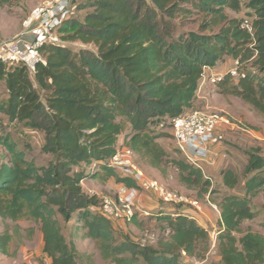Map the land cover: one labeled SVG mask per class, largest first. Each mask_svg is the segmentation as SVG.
<instances>
[{"label": "trees", "instance_id": "1", "mask_svg": "<svg viewBox=\"0 0 264 264\" xmlns=\"http://www.w3.org/2000/svg\"><path fill=\"white\" fill-rule=\"evenodd\" d=\"M79 2L58 29L61 42L41 47L43 61L34 79L24 63L0 60V79L9 91L0 111L10 122L44 132L42 150L53 157L38 165L8 132L0 133V145L8 153L0 162V218L40 224L48 264H84L76 244L80 237L96 240L109 264H193L184 258L202 256L209 248V229L184 213L163 212L157 220L170 231L157 246L128 234L119 238L114 220L99 208L102 199L89 194L83 181L114 178L140 188L136 179L109 165L124 136L125 146L152 167L171 163L180 180L197 189L199 196L210 192L211 181L201 169L184 156L169 158L159 141L164 135L155 127L171 126L173 118L194 109L205 68L216 66L226 55L242 63L252 61L262 74L256 78L243 73L232 92L264 115V0L246 3L249 19L227 12L240 11L242 0H92L78 6ZM76 6L92 11L78 19ZM195 14L203 15L199 28L180 30ZM245 20L252 30L243 26ZM69 42L92 44L95 50H75ZM243 175L245 195L229 194L217 204L222 264H264V235L241 227L256 216L252 198L264 192V155L258 150L249 154ZM222 176L229 189L241 183L233 169ZM133 218V224L140 225ZM71 220L75 231L68 240L62 221ZM12 241L13 234L0 233L3 255L13 254Z\"/></svg>", "mask_w": 264, "mask_h": 264}, {"label": "rangeland", "instance_id": "2", "mask_svg": "<svg viewBox=\"0 0 264 264\" xmlns=\"http://www.w3.org/2000/svg\"><path fill=\"white\" fill-rule=\"evenodd\" d=\"M44 1L46 0H8L0 4V46L18 37L23 30L24 21ZM87 1L92 0H80L77 5L79 6ZM242 1L243 6L240 11L227 10L231 17L249 19L251 10L246 6L249 0ZM89 11H92V8L79 9L78 7L75 17L83 20L85 14ZM202 19L203 15L201 14L190 16L184 22L186 25L182 26L180 30H197ZM67 45L75 50L82 48L95 50L94 45L81 42H69ZM233 66L239 67V74L236 77L228 73ZM204 71L206 73V68ZM214 71H223L226 74L224 78L226 80L223 84L205 82L201 86L202 88L200 87L199 94L204 95V90H206L207 96H201L202 100H196L193 105V110L221 114L229 121L219 124L214 133L215 146L210 148L211 152H206L203 161L200 160L205 178L211 181V191L199 196L197 189L188 187L180 180L178 169L171 163L164 164L161 168H155L140 155L134 153L132 159L136 163L137 169L142 171L145 181H155L164 186L173 194V200L163 201L159 192L153 191L145 181L138 182L140 188L135 192L132 208L140 225L133 224L132 220L134 218L128 219L130 217L123 212L122 215L120 214L117 217H110L117 226L116 233L119 238L128 234L137 241L155 246L160 241L167 239L170 231L168 224H163L157 220L159 213L170 212L174 215L184 213L192 217L199 224L209 229L210 235L214 236L209 248L202 252V256H185L184 261L193 264H222L217 246V235L220 231V210L217 204L229 194L245 195L243 173L249 160V154L253 150H258L264 155V115L242 97L236 95L235 90L234 93L232 92L234 89L232 87H237L238 77L243 73H250L256 78L262 77V74L252 65V61L242 63L231 55H226L222 61L218 62L216 70L211 72ZM211 72H208L207 77ZM31 76L34 79L33 73H31ZM259 81L257 79V82ZM34 83L43 94L35 80ZM8 98L9 91L6 81L0 79V104H6ZM155 129L158 133L164 135L159 138V141L167 150L170 159L183 158V156L187 159L186 155L181 152L183 151L182 148L173 137L170 124L168 126H156ZM3 131L8 132L16 141L18 147L25 149L28 158L38 165L46 164L53 159L50 154H46L42 150L45 143L44 132L33 129L22 122H10L9 118L0 111V133ZM119 145L121 151L126 148L124 136L120 138ZM187 149L188 155L192 158L189 160L192 161L194 156L190 143ZM7 157V151L0 145V162L7 159ZM189 160L187 159L188 162H190ZM227 169H233L241 177V183L236 189H229L224 185L222 172ZM120 185L122 184L114 178L106 180L89 179L85 181L84 187L89 194L96 193L103 199L105 196H114ZM197 200L199 202H194ZM252 208L256 216L253 219L245 220L241 226L242 230L244 232L249 230L259 232L264 235V192H260L252 198ZM74 223L73 220L69 222L62 221L63 231L68 240H72L74 236ZM5 231L13 234V241L10 245V252L13 254L5 256L0 252V264L49 263L44 253V241L40 224L25 219L13 222L11 220L4 221L0 218V233ZM76 240L84 264H109V261L102 258L96 240L83 237Z\"/></svg>", "mask_w": 264, "mask_h": 264}, {"label": "built area", "instance_id": "3", "mask_svg": "<svg viewBox=\"0 0 264 264\" xmlns=\"http://www.w3.org/2000/svg\"><path fill=\"white\" fill-rule=\"evenodd\" d=\"M77 0H46L39 7L35 8L31 15L24 21L21 33L14 40L0 46V60L6 64L17 62L24 63L30 72H34L37 64L43 61L41 47L48 42L60 43L58 34L59 27L72 16ZM243 25L252 30L250 23L245 20ZM239 63V61H238ZM236 63V64H238ZM240 65V63H239ZM228 73L236 77L239 74V67H232ZM226 77L223 71L211 72L208 77L204 72L203 78L209 79L216 84ZM221 122H229L221 114L207 113L204 111L192 110L171 120L172 134L174 139L182 148L187 159L192 158L188 155V144L193 151L192 162L196 167L204 172L200 160H204L206 152H211L214 133ZM213 148V147H212ZM188 150V149H187ZM134 152L130 148L119 151L111 160L109 165L114 167L123 175L131 176L137 182H143V173L137 169L136 163L132 159ZM133 162H132V160ZM153 191H158L162 200H173L172 193L164 186L155 181L146 182ZM137 188L120 185L117 193L112 197H103L100 210L108 217H117L122 212L132 219L134 217V195ZM164 198V199H163ZM194 202H199L194 201ZM122 215V214H121ZM214 236H211V239ZM215 241V240H214Z\"/></svg>", "mask_w": 264, "mask_h": 264}, {"label": "crops", "instance_id": "4", "mask_svg": "<svg viewBox=\"0 0 264 264\" xmlns=\"http://www.w3.org/2000/svg\"><path fill=\"white\" fill-rule=\"evenodd\" d=\"M216 67H217V65H216L215 67H207V68H206V75L208 74V72H211L212 70H216ZM207 81H209L207 78L204 79V78L202 77V79H201V83H200V87L203 86V84H204L205 82H207ZM206 84H207V83H206ZM201 88H202V87H201ZM201 88H200V89H201ZM200 89H198V92H197V100H202V99H201V96H202V97H204L205 95L207 96V94H206V90H204V93H205L204 95H200V94H199ZM214 141H215V138H214V140H213V142H212V147L215 146V145H214ZM85 181H88V180H84V181H83V187L85 186ZM84 189H85V187H84ZM85 190H86V189H85ZM86 191H87V190H86ZM87 192H88V191H87ZM88 193H89V192H88ZM80 238H81V237H80ZM78 239H79V238H78ZM76 244H77V240H76ZM77 246H78V245H77ZM78 249H79V248H78Z\"/></svg>", "mask_w": 264, "mask_h": 264}]
</instances>
